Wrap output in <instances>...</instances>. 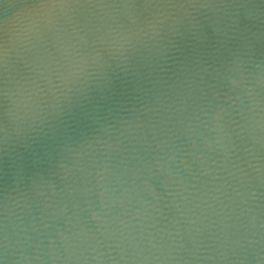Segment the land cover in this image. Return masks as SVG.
I'll use <instances>...</instances> for the list:
<instances>
[{
	"label": "water",
	"instance_id": "1",
	"mask_svg": "<svg viewBox=\"0 0 264 264\" xmlns=\"http://www.w3.org/2000/svg\"><path fill=\"white\" fill-rule=\"evenodd\" d=\"M0 264H264V0H0Z\"/></svg>",
	"mask_w": 264,
	"mask_h": 264
}]
</instances>
